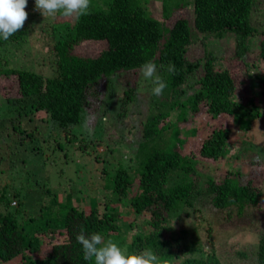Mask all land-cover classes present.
I'll list each match as a JSON object with an SVG mask.
<instances>
[{"label":"trees","instance_id":"obj_1","mask_svg":"<svg viewBox=\"0 0 264 264\" xmlns=\"http://www.w3.org/2000/svg\"><path fill=\"white\" fill-rule=\"evenodd\" d=\"M156 3L158 13L148 9L145 0L95 1V5L89 4L86 15L46 23L41 27L45 40L35 52L38 58L33 67L12 65L6 53L8 46L24 52L23 46L35 30L28 20L8 40H0V76L13 75L18 91L3 106L0 99V144L9 152L29 146L31 156H46L45 164L51 153L64 149L61 136L72 140L76 149H89L94 144L97 151V142L103 141L97 136L99 131L89 137L79 126L87 116L97 113L118 123L128 117L130 104L145 101L139 98L140 66L145 61L156 65L157 74L166 83L159 96L151 93L148 97L151 111L141 119V135L134 151L136 166L132 169L120 159L103 162L102 187L112 192L88 199V210L74 205L83 185L52 186L69 188L64 199L51 182L35 179L17 184L15 180L0 186V264H94V259L83 258L75 237L81 232L85 236L111 235L125 227L119 207L122 200L138 218L134 222L138 230L121 247L126 245L129 251L152 249L163 264H224L213 244L205 247L193 232L195 228H178L173 222L180 215L197 212L202 202L211 204L226 219L259 208L263 202V188L244 176L237 162L219 179L210 172L202 174L198 168L199 158L219 161L234 155L247 161L248 150L242 143L236 153L226 156L231 137L235 132L245 136L255 120L264 119V70L248 72L249 59L244 57L249 38L261 37L256 55L264 61V26L258 28L252 21L255 0ZM189 8L191 14H183ZM191 21L196 35L203 39L216 40L234 33L233 62L220 60L210 50L189 52L197 40ZM85 41L99 45L97 54L79 53L77 46ZM258 61L255 57L251 64ZM169 64L174 65L173 72L167 71ZM121 74L130 83L117 103L114 81ZM244 92L248 95L242 96ZM200 128L205 134H201L197 151L190 149L185 154L188 136L195 137ZM114 152L111 149L110 153ZM100 153H93L95 161L103 159ZM29 193L38 195L37 213L27 206ZM86 193L96 194L91 189ZM104 198L111 201L109 210ZM207 234L211 236L210 226ZM255 261L264 264V235L259 237Z\"/></svg>","mask_w":264,"mask_h":264},{"label":"rangeland","instance_id":"obj_2","mask_svg":"<svg viewBox=\"0 0 264 264\" xmlns=\"http://www.w3.org/2000/svg\"><path fill=\"white\" fill-rule=\"evenodd\" d=\"M95 1L99 3L103 2V0H89V4L92 3L95 5ZM156 1L157 0H150L147 4V0H145V3L147 4L146 7L148 9L153 8L155 13H158L160 8ZM27 6L28 5H26L25 8L28 13L26 20H28L35 30L31 34L27 45L23 46L24 52L18 51L15 47L8 46L9 48H6V53L11 56L10 62L12 65L33 67L36 65L38 58V55L35 54V52L37 48L42 47L45 40L44 32H42L41 27L43 25L47 26L46 23L49 22L70 21L75 16L65 17L59 15V13H44L42 15L41 12L36 9L34 0H31V5ZM183 14H191L190 8L188 10L185 9ZM252 21L258 28L264 26V0H255ZM190 27L194 39L197 38V40L193 41L189 52L194 50L199 52V54H203L205 51L208 52L210 50L218 55L220 60L225 59L233 62L232 57L236 53L237 44L234 33L228 32L216 40L211 37L203 39L201 35H196L197 31L195 30L192 21ZM260 38L261 37L257 38L255 36L254 38H249L250 47L244 54V57H248L250 63L246 69L252 74L256 73L258 70L260 71V69L264 70V64H258L264 63V61L256 55L259 51ZM99 48V45L95 41H85L77 46L79 53L85 56L97 54ZM255 57L259 59V61L256 65H252ZM234 62L240 63L241 61L235 59ZM128 82L130 83L129 80L126 81V76L124 74L118 75L117 79L114 81V89L116 91L114 99L117 103H120L122 96L124 95L123 89L124 87H127ZM151 88L152 81L141 77L139 98L145 99V101H137L136 103L134 102L130 104L129 115L122 121L120 120L118 123H113L106 117H98L100 114L97 113L94 116H87L82 122V126H79L78 129L80 130L84 127L83 131H87L89 137L95 135L94 133H96L97 130L99 131L97 132V136H100L103 141H101V143L97 142L96 150L101 152L100 154L103 158L101 160L95 161L93 159V153H97L94 144H91L89 149H76L72 146V140L68 141L64 136H61L60 138L64 143V149L60 151L55 150L54 153H51L52 157L49 162H46V164L44 162L47 161L46 156L42 159L38 156H31L30 151L28 150L29 146H26L25 149H21L20 151L16 150L9 152L8 150H4L2 144H0V186L6 182L13 183L15 180L17 184H22V182L33 181L35 179L42 183L51 182V187L55 186V184L57 186L73 185L75 187L83 185V188L78 189L80 191H78L79 194L76 196L77 201L74 200V205L78 208L88 210V199H93L101 194H111L112 192L111 189H104L102 187L104 182L102 178H100V174H102L101 169L103 162L110 164L111 161L118 162L120 159V162L129 164L132 169L136 166L134 151L141 135V119L143 117L145 118V114H148L151 111V108L149 109L147 104V101L149 100L148 97L151 95ZM17 93V82L14 76H0V99L2 101V106L7 103V99L10 96L17 95ZM247 95L248 94L245 92L242 94V96ZM95 123L97 126L96 128L94 127ZM89 128L91 129V133L88 131ZM207 128L210 129L209 127ZM100 132H102V134ZM203 133V128H200L195 137H192L191 135L188 136L186 144L184 145L185 154H189L191 151L190 149L197 151L201 134ZM242 134L243 133L235 132L232 135L230 140V151L228 150L229 148H227L226 156L236 153V151L239 150L238 144L242 143L246 150H248L247 161L234 155L232 157L227 156L221 158L219 161H214L208 158H199L198 168L202 174L204 172H210L214 177L219 179L228 173L230 168L235 162H237L242 168L243 175L252 179L263 188V202L259 208L246 210L244 213H241V215L226 219L222 216L219 210L214 208L211 204L208 205L202 202V204H198L199 210L197 212L192 213L193 211H190L192 213H189L190 215H180V219L176 221V223L173 222L178 228H195L193 232L198 233L205 243V247L208 248L213 244L219 259L224 264H257L255 257L259 237L264 235V119L258 118L255 120L252 123L249 132L245 133V136L243 137L240 136ZM111 149H115L114 154L110 153ZM27 152H29V154L27 158H25ZM257 156L260 158L256 159ZM52 188L59 189L60 196L63 199L69 192V188L67 190L58 187ZM86 189L89 191L91 189L92 191H95L96 194L89 193V196V194L86 193ZM110 194L107 195L109 197L108 200H111ZM37 197V194L31 193L30 195L29 193L26 201L27 206L34 213L39 211ZM104 199L108 201L106 198ZM121 203L122 204H120L119 207L124 212V220L127 224L125 227H122V229L117 231V233L111 235L104 234V236H102L103 239H110L120 246L124 241L132 240L138 230V225L136 224L135 226L134 223L138 221V218H136L132 212L129 213V206L125 200H122ZM101 204L103 203L101 202ZM110 207H112L111 201H108L105 208L106 210H109ZM208 226L211 227L210 237L207 234ZM174 234H178V231H175ZM123 248L128 250L126 245H124ZM240 252H245V255ZM174 264H181V262L179 261V263H177V261H175Z\"/></svg>","mask_w":264,"mask_h":264},{"label":"clouds","instance_id":"obj_3","mask_svg":"<svg viewBox=\"0 0 264 264\" xmlns=\"http://www.w3.org/2000/svg\"><path fill=\"white\" fill-rule=\"evenodd\" d=\"M27 3L28 0H0V40H8L21 29L28 15L25 10ZM34 3L42 15L59 13L65 17L79 18L86 15L89 8V0H34ZM174 70V65L169 64L167 71ZM140 71L145 79L152 81V95L159 96L166 83L157 74L156 65L151 61H145L140 66ZM88 131L91 133L90 128ZM75 238L81 245L83 258L94 259V264H163L152 249L128 251L110 239H103L99 233H89L85 236L81 232Z\"/></svg>","mask_w":264,"mask_h":264}]
</instances>
